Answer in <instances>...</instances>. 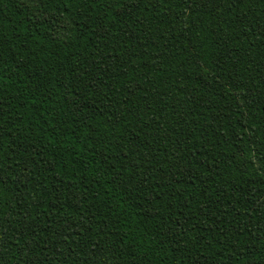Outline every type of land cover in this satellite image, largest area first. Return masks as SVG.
<instances>
[{
	"label": "trees",
	"instance_id": "trees-1",
	"mask_svg": "<svg viewBox=\"0 0 264 264\" xmlns=\"http://www.w3.org/2000/svg\"><path fill=\"white\" fill-rule=\"evenodd\" d=\"M0 264H264V0H0Z\"/></svg>",
	"mask_w": 264,
	"mask_h": 264
}]
</instances>
